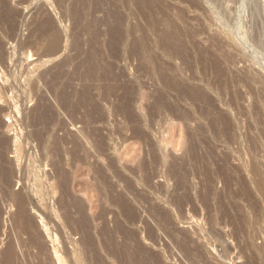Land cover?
Masks as SVG:
<instances>
[{
	"label": "rangeland",
	"instance_id": "rangeland-1",
	"mask_svg": "<svg viewBox=\"0 0 264 264\" xmlns=\"http://www.w3.org/2000/svg\"><path fill=\"white\" fill-rule=\"evenodd\" d=\"M4 262L264 264V8L0 0Z\"/></svg>",
	"mask_w": 264,
	"mask_h": 264
},
{
	"label": "bare ground",
	"instance_id": "bare-ground-1",
	"mask_svg": "<svg viewBox=\"0 0 264 264\" xmlns=\"http://www.w3.org/2000/svg\"><path fill=\"white\" fill-rule=\"evenodd\" d=\"M242 1H244V3L246 4V6H250V7H252V8H259V7H261V8H264V3H260V2H258L259 0H242ZM24 212V211H23ZM22 214V213H21ZM24 214V213H23ZM182 246V245H181ZM186 248V247H185ZM190 249V248H189ZM179 250V249H178ZM10 252V251H9ZM11 253V252H10ZM201 253V252H200ZM199 254V253H198ZM6 255V254H5ZM186 255V254H185ZM200 255V254H199ZM11 256V255H10ZM187 256V255H186ZM193 256V255H192ZM191 256V257H192ZM6 257H9V255L7 256L6 255ZM5 257V258H6ZM2 258H4V257H2ZM11 258V257H10ZM4 260H6V259H4ZM3 261V260H2ZM1 261V262H2ZM7 261V260H6ZM5 261V262H6ZM200 261V260H199ZM5 262H4V264H5ZM8 262H10V259H9V261H7V263ZM190 262V261H189ZM192 262H194V261H192ZM191 262V263H192ZM195 262H197V261H195ZM6 263V264H7ZM3 264V263H2ZM201 264V263H200Z\"/></svg>",
	"mask_w": 264,
	"mask_h": 264
}]
</instances>
